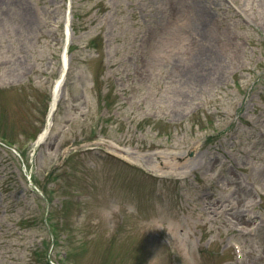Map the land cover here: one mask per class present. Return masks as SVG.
Returning <instances> with one entry per match:
<instances>
[{
    "label": "rangeland",
    "instance_id": "obj_1",
    "mask_svg": "<svg viewBox=\"0 0 264 264\" xmlns=\"http://www.w3.org/2000/svg\"><path fill=\"white\" fill-rule=\"evenodd\" d=\"M0 264H264V0H0Z\"/></svg>",
    "mask_w": 264,
    "mask_h": 264
},
{
    "label": "bare ground",
    "instance_id": "obj_2",
    "mask_svg": "<svg viewBox=\"0 0 264 264\" xmlns=\"http://www.w3.org/2000/svg\"><path fill=\"white\" fill-rule=\"evenodd\" d=\"M66 61H67V56H66V54L64 52V55H63V69H62V74H61V77L57 81L56 86L54 88L53 100H52V103H51L50 112H49L48 117H47V125H46V128L47 129H48L49 126H51L52 119H53V115H54V112H55V110L57 108L58 99H59V97L61 96V93H62V88L63 87L62 86H59V85H60V82H61V78L64 75V71H65V67H66ZM46 128H45V130H46ZM123 152H124L123 153V157L125 159L131 160L130 153L129 152H126V151H123Z\"/></svg>",
    "mask_w": 264,
    "mask_h": 264
}]
</instances>
